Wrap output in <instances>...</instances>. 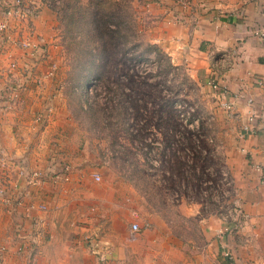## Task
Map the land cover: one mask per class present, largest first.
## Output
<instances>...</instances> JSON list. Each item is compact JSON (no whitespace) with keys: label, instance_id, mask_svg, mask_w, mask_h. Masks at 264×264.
Listing matches in <instances>:
<instances>
[{"label":"rangeland","instance_id":"1","mask_svg":"<svg viewBox=\"0 0 264 264\" xmlns=\"http://www.w3.org/2000/svg\"><path fill=\"white\" fill-rule=\"evenodd\" d=\"M147 1L39 0L46 6L41 13L42 34L35 30L38 15L24 25L40 38L36 47H46L43 61L31 54L35 62L31 67L36 71L34 99L40 105L28 111L32 119L35 114L44 118L24 123L30 127L25 137L38 138L49 123L46 113H50L52 120L55 117L50 128L58 138L51 144L66 145L61 131L68 126L79 130L71 135L75 145L99 148L90 156L94 162L104 163L107 180L122 193L131 182L137 193L138 215L114 217L116 228L132 222L139 225L134 237L129 232V241L138 245H208L205 224L199 219L217 215L231 220L234 210L239 211L225 162V147L234 126L222 117L205 83L149 38ZM98 27L107 46H102ZM44 36L56 39L51 43L44 41ZM109 52L108 64L103 65ZM41 69L47 70L39 73ZM129 78L135 80L131 87L126 84ZM52 83L54 91H43ZM21 93L19 100L17 97L11 107H5L6 113L25 102L22 96L26 91ZM145 104V110L138 108ZM39 139L47 142L48 136ZM183 202L192 204L193 209L197 205V214H189L192 209ZM149 212L159 217L157 239H149ZM86 216L82 227L92 224ZM17 225L16 237L29 242V234ZM163 225L168 230H161ZM88 244L67 245L66 249L57 245V249L46 251H42L44 245H0V264H118L112 242ZM223 255L238 263L234 252L224 251ZM123 261L144 262L140 258Z\"/></svg>","mask_w":264,"mask_h":264},{"label":"crops","instance_id":"2","mask_svg":"<svg viewBox=\"0 0 264 264\" xmlns=\"http://www.w3.org/2000/svg\"><path fill=\"white\" fill-rule=\"evenodd\" d=\"M35 2L39 6L35 30L41 33V13L46 6L39 0ZM145 10L151 21L149 38L163 47L171 60L184 64L205 83L222 117L234 126V134L225 147V162L233 183V198L243 214L241 225L232 232L219 234L224 224L222 218L217 215L200 218L199 222L205 224L208 245H138L129 241L130 224L116 228L114 217L115 214L127 215L129 219L138 215L137 193L131 182L122 193L107 180L102 169L104 163H96L90 156L99 148L86 143L75 145L71 135L79 130L68 126L67 130L64 128L66 131H61L66 136V145L51 144L52 139L58 141V138L50 128L55 120L50 113H46L49 123L38 138L25 137L30 127L24 123L36 117L35 114L32 119L28 111L40 105V101L34 99L37 90L32 79L24 82L26 90L21 91H26L22 96L25 102L6 113L8 86L22 81L24 73L20 71L26 69L32 75L36 71L31 67L35 62L30 49L16 47L0 31V158L6 162L5 167L0 164V186L5 187L14 202L20 200V204L0 207V244L44 245L42 251H46L57 249V245H65L63 249H66L67 245H96V242L108 241L114 244L112 249L118 264L134 258L142 259L143 264H234L224 257V251L234 252L239 257L235 264H264V134L260 131L264 128V37L253 32L264 26V0H148ZM2 19L0 13V21ZM14 25L17 27L18 23ZM25 27L24 23L19 27L22 33L26 32ZM53 36H44V41L52 43L56 39ZM32 38L38 41L35 32ZM12 59L17 62L19 71L9 73L7 67ZM211 79L227 89V99L234 103L231 109L221 106L219 96L209 84ZM52 85L43 91H54L55 85ZM25 94H32L33 98L26 99ZM232 94L237 96L231 97ZM249 113L255 115L256 130L242 134L241 127ZM43 132H47L44 134L48 136L47 142L39 139L44 137ZM20 133L24 137L19 136ZM21 159L27 160L33 168H41L42 172H49L52 167L54 176L36 185L26 184L16 172ZM64 173L67 179L63 178ZM29 203H45L46 210L34 209L27 216L24 208ZM184 204L192 209L189 214H197V205L193 209L192 204ZM86 215L90 216L92 224L82 227L81 221ZM148 215L152 235L149 239L156 238L159 217L156 212ZM35 216L42 218L35 241L27 238L29 242H24L17 238L14 225L18 222L23 226L21 232L30 235ZM161 230L168 227L163 225ZM100 248L104 250L103 246Z\"/></svg>","mask_w":264,"mask_h":264},{"label":"built area","instance_id":"3","mask_svg":"<svg viewBox=\"0 0 264 264\" xmlns=\"http://www.w3.org/2000/svg\"><path fill=\"white\" fill-rule=\"evenodd\" d=\"M36 0H0V13L3 15V19L0 21V31L3 33L5 37H8L11 42H13L16 47L22 48V49H30V53L33 55H38L39 56V61H43V56L46 54V47L44 45H41L42 48H37L40 43H37L32 37H34V29H29V31L26 30L28 35L26 36L25 33H22V31L19 29L22 23H27L29 21H32L33 18H35L38 15L39 12V6ZM180 1V0H178ZM14 22V23H12ZM18 23L17 27L14 25ZM27 26V25H26ZM30 26V25H29ZM255 35H258L260 37H264V26L257 27L253 30ZM14 33V34H13ZM38 40L40 38H37ZM7 71L9 73H12L13 71H19L17 68V62L12 59L9 61ZM24 73L22 74L21 78L22 81L16 83V84H11L9 85L8 89V95L6 96L7 101L9 102V105L5 107H11L15 101L20 98V93L23 91L26 86L24 82L28 83L31 79H35V75L30 74V72H26V69L20 71ZM53 72V70H49L48 73ZM209 84L211 85V89L215 91V93L219 96L220 98V103L221 106L224 109H231L234 106V103L232 100L227 99V89L224 88V86L220 85V83L216 79H211L209 81ZM237 96L236 94H232L231 97ZM249 102H251V98L248 99ZM37 118V119H36ZM44 115L38 116L36 115L35 120L41 121L43 120ZM256 130V125H255V115L253 113H249L247 116V120L241 127V132L244 134V132H255ZM261 133L264 134V128L260 129ZM6 162L0 158V164L5 167ZM15 163V162H14ZM14 163H9L14 164ZM16 164V163H15ZM18 166H16V172L18 177L22 178L23 181H25L26 184L28 185H36L39 183L41 180L43 181L44 179H47L52 175L55 171H53L52 167L50 168L49 172H42L41 168H33L31 167L25 159H21L20 163H17ZM64 171L67 170L66 167L63 168ZM53 171V172H52ZM63 171V172H64ZM63 178L67 179V176L65 173L63 174ZM95 178H98V176H95ZM264 180V179H263ZM20 204V200L14 202L8 193L6 192V189L3 185L0 186V207L2 205H14V204ZM36 209L37 211H45L46 210V205L45 203H29L27 206H25L24 210L26 211V215L29 216L32 211ZM224 225L219 228L220 233H227V232H232L236 230L240 225L241 222L243 221V214L239 210L237 211L236 209L234 210V214L232 216L231 220L228 219H223ZM42 218L40 216H35L32 218V223H31V233L29 235V239L32 241V239L35 241V238L39 235L40 233V228L42 225ZM18 229L22 230L23 226L21 224L17 225ZM139 225L136 224V222H132L130 225V234L131 236H135L136 233L139 230ZM34 243V242H33ZM4 245V244H0ZM34 247H37V245H34ZM1 250V249H0ZM228 258H230V254L228 252L225 253Z\"/></svg>","mask_w":264,"mask_h":264},{"label":"trees","instance_id":"4","mask_svg":"<svg viewBox=\"0 0 264 264\" xmlns=\"http://www.w3.org/2000/svg\"><path fill=\"white\" fill-rule=\"evenodd\" d=\"M97 29H98V33H99L100 36H101V41H102V43H103L102 46H105V45L107 46L108 43H104L103 38H102V37H103V35H102V30H101L99 27H98ZM110 46L113 47L114 45L110 44ZM105 49H106V47H105ZM109 57H111V56H110V52H109L108 54H107V53L105 54V57H104L105 60H104V62H103V65H104V64H108L107 61L109 60ZM109 63H112V61H109ZM130 77H131V76H130ZM126 84H128V85L131 87V85L135 84V80H134L133 78H131V79L129 78ZM130 84H131V85H130ZM138 108H140V109H144V110H145V109L147 108V105H146V104H145V105H139ZM157 123H158V121H157ZM154 124H155V123H154ZM155 126H156V125H155ZM190 142H192V141L189 139V143H190ZM191 144H192V143H191ZM175 156H176V155H175ZM182 166H183V161H182V163H181V166L179 165V167L177 168V171H178V172H181V170H182ZM167 170H168V171H169V170L171 171V169H170L169 167H168ZM170 171H169V172H170Z\"/></svg>","mask_w":264,"mask_h":264}]
</instances>
